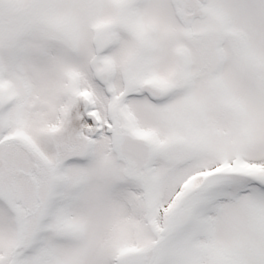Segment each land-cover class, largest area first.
I'll return each mask as SVG.
<instances>
[{
	"label": "snow or ice",
	"instance_id": "6c2138e0",
	"mask_svg": "<svg viewBox=\"0 0 264 264\" xmlns=\"http://www.w3.org/2000/svg\"><path fill=\"white\" fill-rule=\"evenodd\" d=\"M0 264H264V0H0Z\"/></svg>",
	"mask_w": 264,
	"mask_h": 264
}]
</instances>
